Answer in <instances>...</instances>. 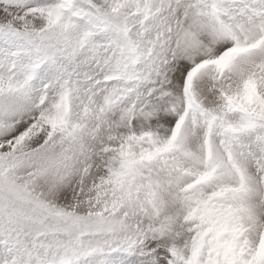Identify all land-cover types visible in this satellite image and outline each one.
Wrapping results in <instances>:
<instances>
[{"label":"snow or ice","instance_id":"obj_1","mask_svg":"<svg viewBox=\"0 0 264 264\" xmlns=\"http://www.w3.org/2000/svg\"><path fill=\"white\" fill-rule=\"evenodd\" d=\"M0 264H264V0H0Z\"/></svg>","mask_w":264,"mask_h":264}]
</instances>
